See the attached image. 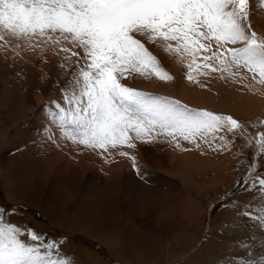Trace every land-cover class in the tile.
Returning <instances> with one entry per match:
<instances>
[{
	"label": "rangeland",
	"instance_id": "rangeland-1",
	"mask_svg": "<svg viewBox=\"0 0 264 264\" xmlns=\"http://www.w3.org/2000/svg\"><path fill=\"white\" fill-rule=\"evenodd\" d=\"M139 1L0 0V15L11 16L20 26L27 19L35 23L46 19L53 25L61 20L58 35L65 40L64 50L70 57L77 55L73 72H65L66 77L51 69L41 76L17 73L15 81L22 83L14 85L16 94L0 73V264H264V117L256 129L259 116L253 112L246 118L214 111L169 94L141 93L117 80L118 55L126 53L167 76L159 58L138 37L121 29L118 38H109L97 28L115 11ZM202 1L210 31L234 43L232 48L228 45L227 54L242 59L240 48L257 46L259 35L249 26V3L242 11V0ZM233 19L243 20L245 30ZM77 49L85 53V61ZM247 55L250 59L244 62L259 74ZM74 74H81L85 82L87 75L89 84L103 91V98H110L112 90L117 115L125 124H138L137 118L143 117L184 138L199 127L206 134L194 140L203 144L200 152L216 148L226 152L234 162L232 176L222 179L209 170L204 177L207 184L198 194L177 175L139 165L133 171L139 179L130 185V178L113 181L118 174L102 170L103 176H111V183L96 184L86 170L68 176L60 172V166L47 158L50 146L71 154L56 144L53 134L38 133L37 126L32 129L40 107L34 97H43L44 108L69 125L71 136L98 143L92 132L74 126V113L65 107L74 94ZM11 97L33 107L29 118L15 126L11 124L18 122L24 109L19 104L8 114ZM207 140L218 141L219 148H211ZM173 202L180 206L174 208ZM192 204L199 207L196 215L188 213Z\"/></svg>",
	"mask_w": 264,
	"mask_h": 264
},
{
	"label": "bare ground",
	"instance_id": "bare-ground-1",
	"mask_svg": "<svg viewBox=\"0 0 264 264\" xmlns=\"http://www.w3.org/2000/svg\"><path fill=\"white\" fill-rule=\"evenodd\" d=\"M247 3L251 12L249 26L259 36L257 46L240 48L242 59H236L226 53L228 45L232 48L234 43L229 44L210 31L211 27L207 25L206 3L202 0H140L124 11H115L116 13L99 23L97 28L109 38H118L121 29L138 37L159 58L161 67L167 72V76L163 77L161 72L151 70L147 64L140 63L133 54H119L120 75L117 80L139 89L141 93L154 92V95L164 96L169 94L180 98L184 103L200 104L214 111L234 112L246 118L249 112H253L259 116L256 127L259 129L261 117H264V1L242 0V11ZM3 16L0 15V73L7 77L6 81L10 82L12 91L15 84L22 83L15 81L14 75L17 73H20V76L21 73L41 76L51 69L57 75L66 77L65 72H73L77 55L70 57L64 50L65 40L63 42L58 35L62 32V29H59L63 25L61 20L53 25L46 19L38 21L39 23L27 19L20 26L11 16ZM237 21L239 28L245 30L244 21L233 19V22ZM79 52L80 59L85 61V53L77 49V54ZM247 52L252 56L259 74L253 72L244 62L245 59H250ZM80 77L81 74L73 75L75 90L65 107L74 113V126H81L87 133L92 132L94 137L97 136L98 143L71 136L69 125H65L44 108L46 104H43V97H34L40 107L34 113L32 129L37 126L38 133L42 131L53 134L56 144L71 154L67 156L63 150L50 146L47 158L51 165L53 162L60 166V172L68 176L79 174L82 170L89 171L88 175L98 185L111 183L110 177L118 174L113 181L117 177L127 180L130 178L127 182L130 185L139 179L133 176L134 169L139 165L177 175L186 181L182 182L184 186L190 187L198 194H201L207 184L204 177L209 170L222 179L232 176L233 159L226 152L214 148L218 147L215 145L218 141H205L210 142L211 148L215 150L200 152L198 148L203 147V144L194 140H200L206 134H201L199 127L194 132L186 133L187 137L184 138L182 135L169 134L159 126L146 122L143 117H136L138 124H125L117 115L118 102L112 90L110 98H103V91L92 87L87 75L86 82ZM19 90L23 95L24 90ZM11 100L13 101L8 103V114L13 113L12 110H16L15 107L19 104L24 109L18 122L13 123L14 120H11V125L15 126L19 125L21 120L23 122L29 118L33 107L27 106V101H22L21 98L16 100V97H11ZM53 107L50 105V109L54 110ZM209 121L215 122V119L210 118ZM202 129H205L204 125ZM213 131L209 129L211 137ZM100 150L104 152L101 155ZM57 169L55 171H58ZM101 170L111 176H103ZM163 203L166 205L164 199ZM177 204L173 202L172 206L177 208L180 206ZM198 209L199 207L192 204L188 213L196 215ZM156 222L160 223V219Z\"/></svg>",
	"mask_w": 264,
	"mask_h": 264
}]
</instances>
